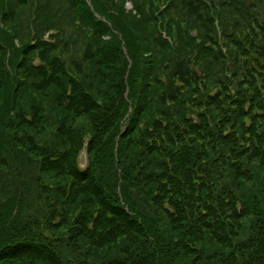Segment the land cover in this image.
<instances>
[{
	"label": "trees",
	"instance_id": "trees-1",
	"mask_svg": "<svg viewBox=\"0 0 264 264\" xmlns=\"http://www.w3.org/2000/svg\"><path fill=\"white\" fill-rule=\"evenodd\" d=\"M91 1L76 0L74 5L81 29L103 50L97 64L100 88L111 97L101 94V101L99 94L86 93L79 80L70 78L72 93L60 100V107L75 115L73 120L82 115L90 127L88 164L81 168L74 161L76 148L55 155L59 145L54 140L53 147L37 148L29 162L39 171L36 182L53 217L48 234L65 230L72 236L55 245L50 236L42 238V219L22 218L0 203V264H264L263 126L246 125L243 112L229 117L233 131L220 134L218 142L235 157L230 184L221 183L218 163L214 186H193L187 168L203 159L206 150L193 148L185 129L197 135L209 124L189 118L183 86L166 83L156 76L160 68L149 65L147 54L155 50L145 35L153 38L155 27L141 6L129 10L126 0H107L103 9L99 1ZM176 3L198 21L214 24L205 0ZM116 8L121 18L114 21L110 15ZM158 42L161 50H171L167 40ZM57 50L56 42L46 38L28 46V53L38 56L25 58L20 66L34 82V91L45 93L61 85L52 59ZM86 57L93 59L91 47ZM185 67L178 63L177 75L190 86ZM77 68L84 77L82 67ZM113 92H121L122 100ZM212 100L221 103L220 96ZM200 115L206 118V113ZM12 120L5 115L0 119V163H16L14 155L22 149L17 140L8 146L6 130ZM37 123L24 117L21 125L33 131ZM31 135L27 133L28 144L33 146ZM63 136L61 146L66 147L73 138L70 131ZM243 139H248V148L241 145ZM15 189L18 197L29 191Z\"/></svg>",
	"mask_w": 264,
	"mask_h": 264
},
{
	"label": "rangeland",
	"instance_id": "rangeland-1",
	"mask_svg": "<svg viewBox=\"0 0 264 264\" xmlns=\"http://www.w3.org/2000/svg\"><path fill=\"white\" fill-rule=\"evenodd\" d=\"M75 1L0 0V119L3 121L4 115L8 118L13 116L12 126L6 130L8 146L17 140L16 146L22 148L20 155H14L16 163L12 159L0 163V203L22 213V218L42 219V238L50 236L53 217L41 197L40 182H36L39 171L29 165L36 157V149L53 147L55 142L61 146L64 142L61 135L70 131L73 141L66 147H54L57 152L54 154L60 155L76 148L74 161L79 163L78 166L85 168L89 161L87 147L92 134L87 121L82 115H79V121L73 120L75 115L60 107V100L67 93H72L68 80L76 78L86 93L90 94L92 90L95 96L99 94L101 101V94L110 96L100 88L103 78H99L100 67L97 64L102 60L100 53L103 50L98 43H92L94 38L90 33L81 29ZM96 1H99L98 7L104 9L107 6V0ZM205 1L212 7L214 24L198 21L184 4L173 5V0H126L129 10L141 6L147 15L145 18L155 27L151 34L154 37L145 35V38L152 40L155 50L154 55L152 52L147 54V61L149 65L160 68L156 69V76L166 83L173 81L176 86H183L185 100L188 101V117L210 126L197 135L192 134L191 129H185V136L192 141L191 146L206 150L203 159L187 168L196 187L214 186L217 178L215 164L218 163L221 183L223 186L230 184L229 174L235 157L218 142L220 134L233 131L232 124L227 123L229 117L237 111L243 112L246 125L261 124L264 128V0ZM86 2L92 4L91 0ZM116 11L117 8L110 15L114 21L121 18ZM40 38L58 45L52 59L61 85L45 93L33 90L34 82L20 66L25 58H37L38 53H28V46L36 44ZM163 40L170 43L171 50L164 51L158 47V41ZM89 47L94 54L93 59L86 57ZM125 53L128 55L126 50ZM129 61L130 68L132 60ZM180 62L186 63L185 69L189 71L186 78L190 86H184L177 75ZM37 63L41 61L37 59ZM79 66L84 70V77L78 75ZM113 93H118V100H122L121 92ZM213 96H220L221 103L212 102ZM202 113H206V118L201 117ZM24 117L37 120L33 131L27 124L21 125ZM27 133L33 136V146L28 144ZM60 140L62 143L58 142ZM215 145L217 151L213 149ZM241 145L248 148V139H243ZM49 154L46 152L44 156ZM36 159L41 160V156ZM21 182L24 183L21 187L29 191L26 196L18 197V189L15 188H21ZM62 232L50 236L55 245H61L58 243L60 238H66L65 243L70 240L72 234L65 230Z\"/></svg>",
	"mask_w": 264,
	"mask_h": 264
}]
</instances>
